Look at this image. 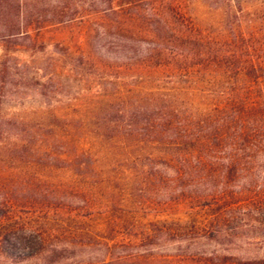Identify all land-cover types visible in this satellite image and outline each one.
<instances>
[{
  "label": "trees",
  "instance_id": "obj_1",
  "mask_svg": "<svg viewBox=\"0 0 264 264\" xmlns=\"http://www.w3.org/2000/svg\"><path fill=\"white\" fill-rule=\"evenodd\" d=\"M37 1L0 0V40L28 36L54 22L73 20L82 7L70 13L74 0H59L47 9H41ZM222 3L223 13L217 22L207 25L184 11L180 0H109L108 7L97 5L92 12L97 24L124 41L122 49L132 54L125 67H108L118 73L115 87L99 94L101 101L94 102L92 116L99 120L100 138L112 143L113 158L133 156V149L142 148L145 142L163 146V156L149 153L144 157L148 163L140 173L151 181L172 183L173 193L180 191L215 210L211 221L191 227L193 237L203 233L211 239L221 228L233 234L230 229L237 222L238 208L264 207V190L262 200L242 202L257 195L248 182L256 160L264 154V109L257 111L253 105V100L264 104V15H257V21L246 20L241 13L248 3ZM138 42L146 46L138 50L134 46ZM119 69H123L122 75ZM51 114L60 118L54 111ZM86 123L83 119L69 120L63 126L43 123L28 135L31 156L38 158L31 166L39 167L41 158L63 161L67 176L54 184L36 167L28 183L23 179L0 181V261L187 264L198 258L199 264H264V257L220 258L217 250L177 256L139 252L137 241L124 236L131 234L126 232V219L113 218L110 211L107 215L95 205V194L108 182L107 177H100L107 156L89 143L84 135L88 134ZM45 126L50 129L40 128ZM0 130L4 139L11 131L1 123ZM127 144L132 145L122 151L125 147L121 145ZM134 158L139 160L140 155ZM52 167L50 164L48 170ZM170 169L173 176L167 173ZM243 178L249 179L241 183ZM21 184L26 189H20ZM178 186L181 189H176ZM27 190L28 197L23 193ZM75 202L78 208L72 207ZM27 207L28 211H23ZM98 214L103 216L99 225L79 220L92 221ZM69 219L78 221L70 224ZM140 234L142 241H149L158 233L148 230ZM19 246L28 251L26 257L17 253ZM97 250L105 252L103 258L83 259L84 252L92 256Z\"/></svg>",
  "mask_w": 264,
  "mask_h": 264
},
{
  "label": "rangeland",
  "instance_id": "obj_2",
  "mask_svg": "<svg viewBox=\"0 0 264 264\" xmlns=\"http://www.w3.org/2000/svg\"><path fill=\"white\" fill-rule=\"evenodd\" d=\"M58 1L37 2L41 9H47L48 4L55 5ZM98 1L97 4V0H74L69 9L70 13H77L81 5L82 7L73 20L54 22L40 30H32L28 36L0 40V123L5 128L11 129L5 134V139L0 130V181L23 179L28 183V177L37 167L31 165L38 159L31 156L28 135L34 134L37 125L59 123L63 126L69 120L83 119L87 122L85 131L88 134L84 135L88 137L89 143H93L91 146L95 150H101L103 151L101 154L107 156L106 166L103 168L105 172L101 173L100 177H107L108 182L102 184L101 191L95 194L97 196L95 205L101 207L98 209L105 210L103 212H107V215L110 211L113 218L126 219L129 228L124 231L133 235L124 236L137 241L139 252L177 256L180 253L208 254L217 250L220 258L230 255L241 259L263 258L264 207L238 208L237 222L230 229L233 234H228L229 232L226 233L219 228L220 231L215 238H207L203 233L201 236L193 237L192 225L202 226L211 221L215 210L189 199L187 195L182 196L180 191L173 193L172 183L158 179L151 181L147 174L140 173L143 165L148 163L144 157L149 156V153L163 156L165 148L151 146L152 143L145 142L146 144H141L142 148L133 149V156L118 155L113 158L112 143L105 142V137L100 138L97 124L99 120L92 116L95 111L94 102L101 101L99 94L111 91L115 87L118 73L108 67H125L132 54L122 49L124 41L121 42L113 33L106 30V27L97 24L98 21L94 19L92 13L93 8L98 5L103 9L109 5V0ZM180 1L184 11L192 15L200 24L216 23L223 13L222 0ZM240 2L249 5L243 8L241 13L244 19L257 21L260 19L257 15H264V0H240ZM134 46L140 50L146 44L138 42ZM118 71H121L120 75H122L123 69ZM253 101L257 111L264 109V104L260 100ZM56 107L60 110H53ZM52 111L62 119H55L51 114ZM20 125L24 130H18ZM40 128L47 131L50 129L49 126ZM55 129L67 135L60 128ZM129 145L132 144L121 145L125 147L122 151L125 152ZM136 155H140L139 160L134 158ZM259 156L248 182L252 184L257 195L251 194L242 202L250 198H255L254 201L262 200L260 193L264 190V154ZM39 163L38 171L46 173L47 177L44 179L51 183L57 184L60 179L67 176L63 170V161L51 162L41 158ZM50 164L54 165L52 170H48ZM160 169L166 171L162 166ZM167 173L170 176L174 175L171 169L167 170ZM248 179H241V183L247 182ZM94 184L96 186L97 183ZM20 189H26V186L21 184ZM176 189L181 187L178 186ZM23 193H27L25 196L28 197V190ZM51 202L59 204V201L54 199H51ZM77 203H73L72 207L78 208ZM26 210L28 211V207L23 211ZM50 210L53 211L54 208ZM79 218L93 225L96 223L99 225L103 221V216L100 214L92 221ZM75 221L78 220L69 219L70 224H74ZM163 226L167 229H162ZM148 230L158 234L153 240L142 241L143 237L140 233ZM17 253L26 257L28 251L19 246ZM82 255L85 260H96L103 258L105 252L97 250L92 256H89V252H84ZM196 259L188 261L187 264H199ZM35 261L24 258L19 263L35 264ZM140 262L136 260L123 264H146ZM0 264L9 263L0 261ZM147 264L169 263L158 261Z\"/></svg>",
  "mask_w": 264,
  "mask_h": 264
}]
</instances>
